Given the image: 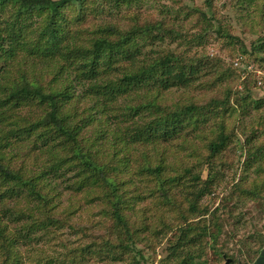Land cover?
Segmentation results:
<instances>
[{
	"label": "trees",
	"instance_id": "1",
	"mask_svg": "<svg viewBox=\"0 0 264 264\" xmlns=\"http://www.w3.org/2000/svg\"><path fill=\"white\" fill-rule=\"evenodd\" d=\"M245 1L257 3L258 33L248 41L249 48L226 28L218 27L217 37L227 41L233 54L248 52L253 61L264 60V0ZM212 2L202 0L196 6L194 0H172L176 5L170 7L162 3L160 15L164 17L148 23L140 21L138 12L147 0H0V118L10 124L0 136V205L7 202L0 207V264L21 263L18 247L36 242L32 240L35 230L45 226L43 218L59 228H74L69 216L77 208L55 209L63 203L59 187L64 183L65 190H79L88 203V192L81 189L93 186L95 177L105 184V191L95 197L111 205L117 228L128 226L125 217L121 220V210L130 208L128 202L161 210L156 224L172 230L173 236L161 263L198 264L207 235L216 240L225 232L226 238H234L233 229L227 228L240 224L242 205L226 195L212 211L200 203L224 180V173L216 170L218 165L232 168L223 162L222 154L225 149L230 153L238 130L245 136L239 143L244 159L230 195L233 190L237 195H257L251 187L255 179L250 187L245 182L247 173L254 170L251 162L264 164V123L259 120V127L253 128L247 125L246 112L252 108L246 79L241 80L242 91H234L233 105L239 108L234 127L227 122L233 92L229 79L237 80L239 74L220 57L212 58L214 78L207 82L215 94L223 96L198 104L189 95L197 87L202 92L205 83L197 76L205 62L189 56L188 45L206 43L214 23L223 22ZM165 20L180 24L186 20V27L179 29L184 30L186 49L176 53L157 47L150 50V56L141 57L149 40L164 39L151 32L166 31ZM170 30L174 41L178 33ZM172 88L186 89V105L161 99ZM259 103L254 102L255 109ZM234 107L228 115L234 116ZM92 123L98 124L92 135L79 138L81 130ZM192 135L205 141L200 144L206 150L203 160H212L214 165L207 163L201 170L207 171L204 179L185 163L186 151L193 158L203 154L198 153L200 146L192 148L187 142ZM107 139L113 145L98 157L94 147L103 146ZM28 140L27 154L5 149ZM126 150L134 157H117ZM111 154L138 179V190L126 187V180L110 175L109 166L99 163ZM40 169L44 171L38 174ZM75 169L76 180L70 182L67 173ZM51 209H55L53 215ZM37 211L42 216H36ZM205 214L209 216L189 221ZM102 246L103 242L86 246L78 260L88 252L103 255ZM131 246L117 244L112 249L132 251L134 243Z\"/></svg>",
	"mask_w": 264,
	"mask_h": 264
},
{
	"label": "rangeland",
	"instance_id": "2",
	"mask_svg": "<svg viewBox=\"0 0 264 264\" xmlns=\"http://www.w3.org/2000/svg\"><path fill=\"white\" fill-rule=\"evenodd\" d=\"M147 1L148 3H146L144 7H141L138 11L140 13L139 17L141 22L147 20L148 23H155L157 19L164 17L163 13L160 15V7L161 11L163 10L162 3H165L168 7L175 4L171 3L172 0H154V2L153 0ZM201 1L202 0H194V5L200 6L202 4ZM212 3L215 9L219 10L218 17H220L223 22L219 25L214 23V27H212V29H210L207 33L209 40L206 43L202 42L201 44H196L197 41H194L192 42L193 45H188V47H190L188 55H193L194 57L199 56L205 62L203 68L197 76L200 81L205 83L202 92H200L199 87H197L192 89L189 92V95L193 96V101L198 104H203L206 101H209L211 97H216L217 99L218 97L221 98L223 95L220 93L215 94V92L211 89V86H208L207 82L208 79L214 78L213 74L216 64H213L214 62L212 58L220 57L225 62L232 63V66L239 74V79H229L233 92L230 97L231 106L228 109V114L229 111L233 109V103L237 97L234 91H242L244 83L241 82V80L246 79L251 99L249 103L252 108L248 109L246 112V122L249 128H253L258 126L259 120H262V123H264V60L257 61L254 59L253 61V58L251 59L248 56V52L243 53L240 51L241 53L238 55L229 52L227 48V41L225 39L218 38L216 31L218 27H221L222 29L226 28L228 32L230 31L238 35L242 43H246L245 49H248V41L255 38L258 33L257 3H250L245 0H213ZM210 15L211 13L208 14V16ZM92 20L96 19L92 17ZM165 21L166 31L160 32L157 31V29H153L151 32V34L156 35V37L164 36V39L161 40L160 38H155L153 40H149V42H147L148 44L142 48L143 53L141 57L144 55L150 56V50L157 47L169 49L170 51L176 53H180L183 49H186V36L184 35V30H179L182 26L186 27V20L182 24H180V22H172L170 20ZM170 29H175L178 33V36L174 41L172 40L173 35L169 33L172 31ZM195 32H197V30H195L194 33ZM146 41H148V39H146ZM220 47H223V49H220ZM222 50L226 51L222 52ZM237 59L239 61L238 65L232 61H236ZM217 62L220 63L221 60L218 59ZM121 97L118 99H121ZM165 98L171 104L175 103V105H177L182 102L184 103L183 105H186V89L184 90V88H180L179 90H175V88H172L161 96L162 100ZM256 101L261 102L259 103V107L257 109L254 108V102ZM234 109V116L228 114L226 115L228 117L227 122H229L232 127H234L232 125V121L236 120L235 116L239 113L238 107H234ZM5 119L6 118H0V136L2 137L4 130L7 127H10V124L6 123L7 121ZM97 127V123L87 125L86 128L81 130L78 137L86 138L87 136L92 135L93 130ZM249 133L250 132L248 131L246 132L247 135H249ZM243 139H245V136L238 130L235 134L232 149L229 150L230 153L228 154V150L225 149L222 154L224 156L223 162L232 165V168L227 165L222 166V163L218 165L216 170L224 173V180L220 184H215L213 186L214 191L210 195H207L203 200V203L200 204H207L210 211H212L219 205L222 196L226 195L229 196L230 199H234L237 203L242 205L241 209L244 214L241 217L239 222L240 224H235L234 227L227 228L230 230L233 229V239L226 238L225 232L219 234L216 237V240L211 239L210 235L206 236V240L208 242L203 249V253L198 260V264H221L224 260L226 262L232 260L231 264H251L261 247L264 246V202L262 204H257L258 200L264 201V164L260 165L259 163L251 162V167H253L254 170L250 172L248 171L249 173H247L248 178L245 184L247 187H250V181L255 179L251 187L254 188L257 195L252 197L237 195L235 194V190H233V197L230 195L233 184L240 179V167L242 164L241 162L244 159V153L241 154L239 143L243 142ZM104 141L105 143L103 146L98 147L95 145L94 147V150L99 152L98 157L106 155L109 147L113 145L110 139ZM187 142L193 144L192 148H198L201 143L205 144V141L197 135H192L187 139ZM23 143H25V148L21 147ZM29 145H31V143L28 140L21 142L18 146L12 144L11 147H6L5 149H7V151L11 154H27L28 152L26 147ZM200 147L201 150H198V153L201 152L203 154H198L196 158H193L190 155L187 156L186 151V157L184 156V159L186 165L191 167L194 173L200 172L202 179H204V176L206 177L207 175V171L205 170V172H201V170L207 166V163H210L211 165L213 164L212 160L207 162L206 159L203 160L206 150L203 149L202 146ZM130 153L131 152L129 150H126V152L121 151L117 154V157L127 155V158H133L134 156L130 155ZM169 159L173 160L171 157ZM182 161L184 162V160ZM199 161L205 162L202 166H198ZM99 163L107 164L106 168L109 166L108 173L110 175L117 177L122 181L123 179L126 180L127 182L125 185L129 189H139L140 185L138 179L130 172L128 173L127 169H124L123 164L121 165L112 159V154L109 159L101 158ZM64 167L66 170L69 169L67 165ZM76 170L77 169L74 171H68V173L66 172L67 178H70L68 181L72 182L76 180V177L74 176V174L77 173ZM42 171H44V169H40L38 174ZM41 179L47 180V178ZM59 179L61 180V178ZM92 183H94L93 186L81 189L82 191L88 192V203L82 198L84 195L79 190L67 187L66 188L68 190H65L63 189V186L65 185L64 183L59 187L62 191V197L64 200L61 197L63 203L60 207H55V209L56 211H61L62 208L69 205L77 208L76 213L73 212L69 216V222L71 224H75L76 226L71 228V230L66 227L59 228L54 226L52 222L48 223V221H45L43 218L41 221L45 223V226L35 230V239L32 240H36V242H33L32 244H20L18 247V253L22 257L20 264L165 263H161V260L166 256L167 243L171 241L170 239L173 238V236L172 230H165L160 224H156L157 215L159 214V216H161V210H151L150 207L144 208V204L134 203L131 206L128 202L127 205H129L130 208L121 210V213L124 215L121 216V220L125 217L128 220V226L124 228L119 226L117 228L111 214V205L108 204L106 199L104 201L99 196L95 197L97 195H101L105 191L103 186L105 184L102 182V178L95 177V181ZM6 203H3L0 207L5 206ZM243 208L245 209L243 210ZM55 209L50 210L51 215H53ZM36 216H42V213L37 211ZM208 216L209 214H205L194 219H189V221H197L198 219H202L203 217L207 218ZM167 220L168 218H166V221ZM169 220L171 221L172 219L169 217ZM95 242H103V255L88 252L84 253L85 258L83 260H78L82 250L88 245H93ZM108 242L112 246L104 247ZM133 243L135 248L132 251H125L117 248L116 250L112 249V247L117 244L132 248L131 244ZM91 249H93V246ZM107 250L108 254H106ZM255 261L252 264H254Z\"/></svg>",
	"mask_w": 264,
	"mask_h": 264
},
{
	"label": "water",
	"instance_id": "3",
	"mask_svg": "<svg viewBox=\"0 0 264 264\" xmlns=\"http://www.w3.org/2000/svg\"><path fill=\"white\" fill-rule=\"evenodd\" d=\"M254 264H264V250L261 252Z\"/></svg>",
	"mask_w": 264,
	"mask_h": 264
},
{
	"label": "flooded vegetation",
	"instance_id": "4",
	"mask_svg": "<svg viewBox=\"0 0 264 264\" xmlns=\"http://www.w3.org/2000/svg\"><path fill=\"white\" fill-rule=\"evenodd\" d=\"M264 249V246L263 247H261V249L259 250V252H258V254H261V251ZM256 255V257H255V259L253 260V262L256 260V258H258L260 255ZM252 262V263H253ZM232 263V260H230L229 262H226L225 260L221 263V264H231ZM251 263V264H252Z\"/></svg>",
	"mask_w": 264,
	"mask_h": 264
}]
</instances>
